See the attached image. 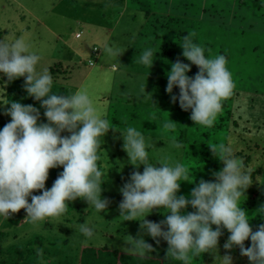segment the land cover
Here are the masks:
<instances>
[{
    "label": "rangeland",
    "instance_id": "1",
    "mask_svg": "<svg viewBox=\"0 0 264 264\" xmlns=\"http://www.w3.org/2000/svg\"><path fill=\"white\" fill-rule=\"evenodd\" d=\"M190 32L195 33L193 42L205 49L206 57H226L235 83L233 95L223 102L211 127L195 125L191 109L182 110L178 99L172 102L171 95L179 96L178 87L171 95L166 92L167 73L177 59L190 64L188 76L198 72L179 46ZM21 36L30 51L41 56L37 71L47 68L51 74L53 94L68 95L88 87L111 127L124 130L131 126L142 133L150 163H184L195 182H181L177 196L190 199L199 180L215 181L213 173L223 164L208 145L230 147L243 159L245 170L252 169L254 180L240 204L253 231L264 223V211L260 210L264 206V0H0V39L12 41ZM106 46L126 50L112 58L104 54ZM146 49L154 53L151 68L138 62ZM60 60L63 63L55 66ZM24 82V77L9 82L0 73V130L11 121L4 115L10 104H3L10 100L39 109L38 123H47L42 115L45 109L28 96ZM170 119L174 127L165 128ZM100 140L98 166L105 181L101 197L110 201L108 208L98 213L77 198L56 221L33 225L24 221V209L9 219L0 217V264H78L81 257L91 264L97 259L95 252L109 258L110 264H120V260L125 264H183L167 259V242L157 238V243L140 228L139 221L119 217L120 188L134 170L142 173L144 166L134 169L129 163L120 131L109 129ZM205 153L211 157L202 171L199 165L204 166ZM62 171V166L49 170L47 189ZM41 194L40 190L33 192ZM28 199L31 202V197ZM166 211L154 209L145 219L159 223L166 218ZM194 211L190 205L183 210ZM88 221L94 227L91 239L76 230V225ZM212 227L215 230L216 226ZM222 232L217 249L194 257L191 264H222L225 255L232 257V264H249L238 247L224 248L230 233L227 229ZM129 236H142L154 251L145 256L126 251L131 247L126 243ZM250 245V239L246 240L245 246ZM38 249L42 255H37ZM128 255H134L133 261Z\"/></svg>",
    "mask_w": 264,
    "mask_h": 264
},
{
    "label": "clouds",
    "instance_id": "2",
    "mask_svg": "<svg viewBox=\"0 0 264 264\" xmlns=\"http://www.w3.org/2000/svg\"><path fill=\"white\" fill-rule=\"evenodd\" d=\"M194 36V32L184 35L179 46L183 57L197 66L198 72L194 77L188 76L190 64L177 59L167 73L166 92L171 95L173 88L178 87L179 96L171 95L172 102L178 99L182 110L191 109L190 119L195 125L211 127L222 111L223 102L233 95L235 83L226 67V57H206L205 49L193 42ZM30 47L22 36L12 41L0 39V73L9 82L24 77V90L41 102L47 119V123H38L40 112L32 105L13 100L3 103L10 104L4 115L10 116L11 121L0 130V217L9 219L11 214L24 209L27 214L24 221L33 225L56 221L66 213L69 202L77 198L98 213L105 211L110 201L101 197L105 181L98 166L100 138L109 129H115L122 133L129 163L134 169L144 166L142 173L134 170L120 188L123 199L118 208L123 221H139L140 228L157 243V238L167 242V259L183 264H191L194 257L217 249L222 229L230 233L224 243L226 250L238 247L240 255L247 257L250 264H264V223L253 231L240 204L253 183L252 169L245 170L242 158L224 144L208 145L223 164L221 170L213 173L215 181L199 180L190 199L177 196L181 182H195L184 163H150L142 133L131 126L124 130L111 127L88 87L68 95L53 94V78L47 68L37 71L41 56L30 51ZM125 50L106 46L104 54L116 58ZM153 56V50L146 49L138 62L151 68ZM174 124L170 119L164 127L171 129ZM64 132L70 135L62 136ZM60 166L63 171L47 189L49 170ZM36 190L42 194L33 195ZM189 205L195 211L184 213ZM158 208L167 210L164 220L157 223L145 219ZM260 210L264 211V206ZM138 217L142 219L137 220ZM76 230L88 239L94 237L91 221L76 225ZM129 237L126 243L131 247L125 248L126 251L140 256L154 251L142 236ZM249 239L251 245L245 247ZM37 255H42V249L37 250ZM222 264H232V257L223 256Z\"/></svg>",
    "mask_w": 264,
    "mask_h": 264
},
{
    "label": "trees",
    "instance_id": "3",
    "mask_svg": "<svg viewBox=\"0 0 264 264\" xmlns=\"http://www.w3.org/2000/svg\"><path fill=\"white\" fill-rule=\"evenodd\" d=\"M96 48H97V47H96ZM97 50H98V48H97ZM97 50L94 51V52H97ZM168 50H169V49H168ZM172 50H173V49H171V52H172ZM62 63H63V62H61V60H60L59 62H57V63L55 64V66H60ZM91 63H94V62H93L92 60H89V65H90V66H94V64H91ZM51 72H52V70H51ZM42 115H43L44 119L47 121L46 117L44 116V111H43ZM205 154H207V155L202 157V163H204V166H203V165H202V166L199 165V169H201L202 171H204V170L206 169V168H205V165L209 163V157H211L210 154H208V153H205ZM247 160H248V158H247ZM197 161H198V160L196 159L194 162L192 161L191 164H192V163H196ZM251 185H254V180H253V183H252ZM245 247H246V246H245ZM114 253H115V252H114ZM95 255H96L97 259H96V261H95L94 263H91V264H110V262H109L110 259H109V258H106V259H105V258H102V256H101L100 254L96 253V252H95ZM114 256L117 257V254L115 253ZM120 256H121L120 259L123 258L122 255H120ZM133 257H134V255H128L126 258H127L128 260L133 261V260H132ZM86 258H87V257H86ZM118 258H119V257H118ZM127 259H125V260H127ZM146 260H147V262H149L150 258H146ZM120 262H121L120 264H125L122 260H120ZM248 263L250 264L249 260H248ZM78 264H88V262H85L84 258L81 257L80 260H79V263H78ZM126 264H129V262L127 261Z\"/></svg>",
    "mask_w": 264,
    "mask_h": 264
},
{
    "label": "crops",
    "instance_id": "4",
    "mask_svg": "<svg viewBox=\"0 0 264 264\" xmlns=\"http://www.w3.org/2000/svg\"><path fill=\"white\" fill-rule=\"evenodd\" d=\"M76 35H77V33H76Z\"/></svg>",
    "mask_w": 264,
    "mask_h": 264
}]
</instances>
